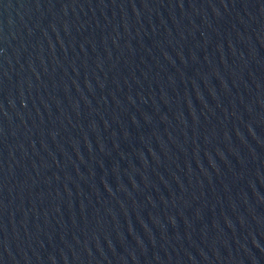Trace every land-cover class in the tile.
Instances as JSON below:
<instances>
[{"label":"water","instance_id":"95a60500","mask_svg":"<svg viewBox=\"0 0 264 264\" xmlns=\"http://www.w3.org/2000/svg\"><path fill=\"white\" fill-rule=\"evenodd\" d=\"M0 264H264V0H0Z\"/></svg>","mask_w":264,"mask_h":264}]
</instances>
